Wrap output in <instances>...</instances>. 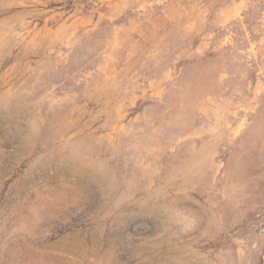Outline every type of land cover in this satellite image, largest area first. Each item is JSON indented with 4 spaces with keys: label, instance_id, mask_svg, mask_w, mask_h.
<instances>
[{
    "label": "rangeland",
    "instance_id": "374dc122",
    "mask_svg": "<svg viewBox=\"0 0 264 264\" xmlns=\"http://www.w3.org/2000/svg\"><path fill=\"white\" fill-rule=\"evenodd\" d=\"M0 264H264V0H0Z\"/></svg>",
    "mask_w": 264,
    "mask_h": 264
}]
</instances>
